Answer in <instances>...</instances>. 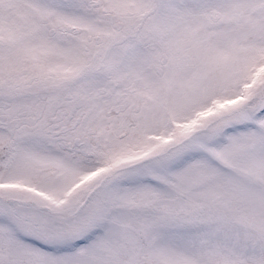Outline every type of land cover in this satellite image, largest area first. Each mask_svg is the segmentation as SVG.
<instances>
[{"label":"snow or ice","instance_id":"6c2138e0","mask_svg":"<svg viewBox=\"0 0 264 264\" xmlns=\"http://www.w3.org/2000/svg\"><path fill=\"white\" fill-rule=\"evenodd\" d=\"M0 264H264V0H0Z\"/></svg>","mask_w":264,"mask_h":264}]
</instances>
